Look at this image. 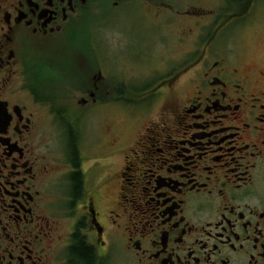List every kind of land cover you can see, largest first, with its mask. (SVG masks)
Listing matches in <instances>:
<instances>
[{
  "label": "flooded vegetation",
  "instance_id": "af4514ba",
  "mask_svg": "<svg viewBox=\"0 0 264 264\" xmlns=\"http://www.w3.org/2000/svg\"><path fill=\"white\" fill-rule=\"evenodd\" d=\"M261 7L0 0V264H264ZM126 24L161 42L119 78L93 48Z\"/></svg>",
  "mask_w": 264,
  "mask_h": 264
},
{
  "label": "rangeland",
  "instance_id": "374dc122",
  "mask_svg": "<svg viewBox=\"0 0 264 264\" xmlns=\"http://www.w3.org/2000/svg\"><path fill=\"white\" fill-rule=\"evenodd\" d=\"M256 12L257 13H255L251 16V19L247 22V24H249V25L251 24V26L254 24V26L263 27L264 26V7L257 8ZM125 27H127L129 29V35L132 38V40L136 41V43L132 44L128 50L117 49V50H114L112 52V54L109 53L108 47L112 46L113 39H112V34H111L108 27H102L103 29H99L100 30V41L103 42L106 46L101 44L100 51L97 50L95 47L93 48V52L100 53L101 55L105 56L106 62H108V64L109 63L111 64V68L113 70V73H116L115 76H117L119 78L121 76L119 71H123V67L126 65L125 57L123 55H125L127 52H130V54H128V57L129 58H135L137 55L136 54L137 52L143 51V53L145 54L144 61L149 60L147 62V64L149 65L152 63L151 59L152 60L158 59V57L156 56V54L154 52L156 51V46H157V48L160 47V46H158V43L161 42L160 41L161 36H159V38H158V30L157 29L155 30V29L149 28L148 30H146V29L142 30L138 27H130L129 24H126ZM134 28H137V29H134ZM87 33H89V29H87V27H86L82 31V34H83L82 39L88 38ZM249 41H250L251 54H253V57H255V55H257L258 53L262 54L264 52V39L261 41H258L257 39H255L251 36ZM69 47H70V45H67L66 43H62V44H60L58 49L54 50V51L49 50V49L48 50H46V49L41 50L38 48H36V51L39 52L38 54H40L44 57H46V55H48V53L56 54V52H59V53H57L58 55H62V54L65 55V54H68ZM180 47L182 48L183 44ZM88 48L89 47L86 46V50ZM76 49H74V50H76ZM37 52H35L34 54H37ZM93 52L91 53V55H93ZM152 53H154L156 57H152ZM106 54H108V55H106ZM122 60H124V61L122 62ZM76 64H78V63L76 62ZM31 73H32L31 74L32 78L29 75L30 81L34 82L35 84H38V86H41V87L43 85L47 84L48 76H47V71L45 69V66L43 64H40V63L37 64V67L35 69H33L31 71ZM32 79L35 81H33ZM77 95H80V94H77ZM45 127L48 128L47 123H45ZM111 264H124L123 257L121 255L115 256L113 258Z\"/></svg>",
  "mask_w": 264,
  "mask_h": 264
}]
</instances>
